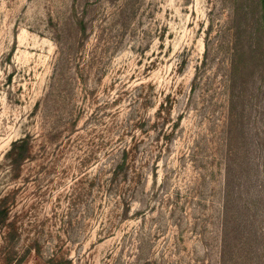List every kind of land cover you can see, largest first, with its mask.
Segmentation results:
<instances>
[{
    "label": "rangeland",
    "instance_id": "obj_1",
    "mask_svg": "<svg viewBox=\"0 0 264 264\" xmlns=\"http://www.w3.org/2000/svg\"><path fill=\"white\" fill-rule=\"evenodd\" d=\"M0 264H264V0H0Z\"/></svg>",
    "mask_w": 264,
    "mask_h": 264
},
{
    "label": "trees",
    "instance_id": "obj_2",
    "mask_svg": "<svg viewBox=\"0 0 264 264\" xmlns=\"http://www.w3.org/2000/svg\"><path fill=\"white\" fill-rule=\"evenodd\" d=\"M21 141H24L25 142L26 140H21ZM15 144H17V142H15Z\"/></svg>",
    "mask_w": 264,
    "mask_h": 264
}]
</instances>
